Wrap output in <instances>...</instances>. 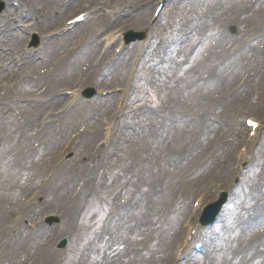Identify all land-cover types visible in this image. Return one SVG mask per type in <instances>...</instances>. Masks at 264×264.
Here are the masks:
<instances>
[{"label": "rangeland", "instance_id": "1", "mask_svg": "<svg viewBox=\"0 0 264 264\" xmlns=\"http://www.w3.org/2000/svg\"><path fill=\"white\" fill-rule=\"evenodd\" d=\"M35 4L41 5L46 11L51 10L55 6V2L50 0H33ZM57 3V15L60 17H64L68 15L65 19L72 17L73 15L81 12L75 11L73 12L72 9L76 8L78 6L77 4L67 3L71 0H55ZM86 0H82V2H85ZM109 0H98L97 7L98 9L104 11V13H108V11L113 9L112 14H108L109 16H112L116 10H114L115 6L110 7L108 6ZM118 1V0H117ZM249 0H240L237 1L235 4L236 6H240L241 3H243L239 9H234V13L236 12L238 15L242 13H248L246 8L248 7L249 10L252 11L253 14H259L261 12V9L263 8L264 3H262L261 7L256 8L252 4L248 3ZM183 6H186V4H182ZM181 4L180 2L175 7H169L164 15V18L162 20L163 23H169L165 30V37L170 34L171 32V24L170 22L177 18H185L186 14L189 15V11L185 14H179L177 9L180 8ZM173 8V12H170V9ZM44 11V10H43ZM44 11V12H46ZM226 9L224 10L225 13ZM73 12V13H72ZM71 13V14H70ZM228 13V9H227ZM256 15H252L253 19H250L249 22L245 23L243 20H237V22H233L235 26L243 29H250L249 25H252L251 28L253 29V32L251 34L256 35L260 33L261 31V25L262 21L256 20L254 18ZM151 18V11L148 10L147 7H139V14H138V22H141L143 20H149ZM226 18H218L215 21H212L209 23L208 26H206L208 29L212 27L214 23H219L220 26L226 27L228 24L226 23ZM4 20H1L0 24L3 23ZM64 24V23H63ZM89 24H92L91 27H94V31H97L98 33L96 35H91L87 30L85 25L83 27H79L75 30H73V34H76L74 38L66 39L62 41V47L60 54L63 55L65 52H67L70 49H76V52L78 53L77 56L70 61L68 64H64L61 69L60 74V87L59 90L61 92V96H63V92L65 90H71L73 88L78 87V83L81 82V80L84 77V74H87V71L91 68V65L93 63V59L95 56V46H97L98 43L101 42V39L103 35H105L107 29H104L102 31H99V26L101 25L99 22L92 21ZM90 27V28H91ZM35 31L37 33V36L39 38V45H40V36L37 31V28H35ZM199 33V32H198ZM212 32H209V35H211ZM25 36L26 32H25ZM82 37V39H81ZM27 38V42H29V38ZM212 43V40L210 39V42H207V48L210 47ZM38 45V46H39ZM264 46V43L259 44L253 48H251L246 54L243 53V58L241 59V62H237V65L233 67V61L235 60L233 58L234 53L237 50H240V46L236 49L232 50H224V48H220V50L212 55L207 56L206 52L202 50L201 48L199 50L196 49L194 46V42H191L187 47H177L175 49V53L172 54L169 58L168 64H169V76L164 77L163 79H170V75L177 74L179 77H173L176 80L175 86L181 90L183 93L184 87L188 84V82H201L202 83V89L194 92L196 93V96L198 95H210V101L206 105V113L205 116H202L200 119H198L192 128L188 131V133L185 135L184 138H182V134L180 136L178 134H173V143L177 146V153L176 155H179L182 157V167H180V172L185 173L187 177H193L195 178L198 173L208 166V176L210 178L209 181H217L221 178H226L227 176H231L232 171L230 172V169L227 168V166L231 163L229 160L230 157L225 156L223 153L224 146H225V138L230 139L229 137H226L225 134L227 132V128L231 122V110L238 107L236 105L237 103L241 101L251 100L253 98L254 104L257 106L258 111L260 115L262 116V119L264 120V56H257L256 50L261 52V48ZM26 48H28V43L25 45ZM44 49V47H42ZM69 55L65 53L62 58L68 59ZM49 58V57H48ZM72 58V56H71ZM198 59L199 61L204 60L208 64H217V67H212L205 69L204 67L197 66L195 69H190L189 64L196 61ZM178 64L177 70L172 73L174 67L176 64ZM226 66H231V70L229 72L224 71V68ZM229 68V67H228ZM165 70V69H164ZM216 71H218V74L216 75ZM143 79H152V76L150 75V72L147 71L146 73L142 74ZM205 79V80H203ZM153 80V79H152ZM163 82L157 83L153 80L152 87L146 88L145 86H142L139 84V82H136V79H134L131 82V90L128 93L127 101L130 102L132 99V102L128 105L127 113L123 115L124 121L129 119V121H132L134 118L137 121L143 120L148 118L149 121H153L154 113L151 111L146 110L147 108L150 109L149 105V97L147 94V91L155 90L157 91L162 85ZM160 85L159 87H157ZM117 86H120L123 88V83L117 84ZM187 89V88H186ZM188 90V89H187ZM134 92V95H133ZM184 94V93H183ZM135 101V102H134ZM135 103V104H134ZM172 105L175 106L178 109H185L189 108L187 105H182L178 103H174L172 101ZM234 105H236L235 108H232ZM245 112H248L249 109H245ZM115 111L114 106H109L107 108L101 109V117L100 119H107L111 114H113ZM144 111H147V115L142 116V113ZM250 114H253L255 112H248ZM65 118V116L63 117ZM189 126V124L187 125ZM97 128H101L99 125H93V127L87 125V131L86 132H80L78 137V143L77 146L82 143L83 145L88 146L91 142H94L99 137L95 133ZM145 129L143 126H139L138 129H135L132 131L131 139L132 140H142L144 138ZM194 134L193 140L188 142V138ZM135 142L134 146L137 147V144L140 143ZM229 149H232V155L234 154L236 147L232 148V146L227 145ZM150 148V145H149ZM210 148V150H208ZM145 151L146 154L149 153V149L142 145L141 152ZM256 151L257 157L260 158L261 161H264V135H261L259 137L258 142L255 144V146L252 148V152ZM202 157V165L194 169L192 166L196 165V163L192 164V161ZM132 167L130 171L126 174V179H140L143 180L144 183L141 182H134L133 181V194L130 196H127L126 198V204H128V201L130 199H134L133 201H137L141 208L146 210L147 208H152L153 212L151 213V224L152 229L149 230L144 235L143 239V245H142V253L148 257V259L144 260L143 264H154V262L158 260H169L168 255L172 254L175 250L177 240H178V232L180 231L179 227V214L181 213L180 210H178L172 217L165 219L164 217H160V214L162 213V209L167 207L166 199L164 198L161 201L154 200L153 203H150L149 198L146 196V193L144 191V186H151V190L149 192V196L155 197L154 192L159 187V183L161 180L162 175L157 176H150L147 172L148 167L152 163V161H149L147 164L138 162L137 161V155L132 156ZM3 161H8L7 157H5ZM231 166V165H230ZM102 170L94 171L93 177H95L97 174H100L102 177H104L106 174L109 173V167L110 164L108 161H104V163L101 165ZM218 167H222L225 169L224 173L219 174L218 173ZM183 169V170H182ZM172 169H169L168 171V178L167 180H170L171 176H173ZM164 175V174H163ZM34 174L30 173L29 179L31 180V184L28 187H25L24 185L19 186V191L23 192L26 191L28 188L33 189L35 187V183H37V179H33ZM202 179V178H201ZM94 182V179H92V184ZM190 181H183L179 178L178 186L184 187L187 185H190ZM124 185V184H123ZM126 186V185H125ZM206 186H200L196 192H194L191 197L185 202V205L190 204V200L198 195L201 190H204ZM50 194H52V201L58 202L62 199L61 193H56L54 195V192L52 191L51 187H48L47 189ZM168 191L170 193L172 192L171 187H168ZM241 191V189H240ZM240 191L238 193H240ZM237 193V194H238ZM249 193H253V188H250ZM248 192L243 193V196H246ZM185 196V195H184ZM212 196V193H209V198ZM258 200H260L259 204L255 203H248V201L242 205L240 204V208L242 211L239 214V220L242 219V215H244V221L245 224L242 226L241 232L238 235L237 242L234 243H224V245L221 246L219 250H217V253L214 255L213 259L210 262H205V264H264V190L259 194ZM132 201V203H133ZM83 202V201H81ZM80 202L77 203V209ZM246 211L242 208L248 207ZM58 208H61V205H57ZM54 209L56 212L57 210ZM184 210V209H183ZM79 212L77 211V214H72L70 219L73 218V220L69 224V229L74 228V219H78ZM19 215V214H18ZM20 216V215H19ZM6 233V231L4 230ZM11 231H8V239L10 238ZM7 237V236H6ZM5 237V238H6ZM4 238V239H5ZM140 239V237H137ZM4 239H1L3 241ZM138 239H134L136 241ZM4 243H0V246ZM223 244V243H222ZM8 244H6L7 247ZM75 245V243H71L69 248ZM2 250L1 252H4ZM219 252V254H218ZM56 253V252H55ZM124 256H126V260H129V264L132 259H134V254H131L129 252L123 251ZM123 259L125 257H122ZM121 260V258H120ZM118 261V263L120 262ZM82 264V263H79ZM97 264V263H94Z\"/></svg>", "mask_w": 264, "mask_h": 264}, {"label": "bare ground", "instance_id": "2", "mask_svg": "<svg viewBox=\"0 0 264 264\" xmlns=\"http://www.w3.org/2000/svg\"><path fill=\"white\" fill-rule=\"evenodd\" d=\"M137 0H128L126 3L132 5L135 4ZM240 1V0H235ZM90 6L94 4L93 0L89 1ZM120 4V2H119ZM27 6V14L23 15V12L6 10L5 19H9L10 16H15L14 21L22 22L23 19H30L34 23H42V28H44L45 20L52 19L55 14L57 7L50 11L46 16L40 15V10L35 8L34 2L32 0H26ZM225 4L222 0L218 1V7L224 8ZM131 8V7H130ZM218 10V9H217ZM225 10V9H224ZM224 10L222 12L224 14ZM222 11V9H221ZM244 16H249L245 14ZM57 20L51 21L49 28H53L57 25ZM73 28V27H72ZM219 35H221L219 33ZM58 36H54L52 47L49 48V53H53V59L49 60L51 63L50 74H46L42 64H34L32 63V59L34 58L33 53L31 52H18L15 49L22 44V41L16 43L14 37L9 39L6 36L2 41H0V120H7V124L3 127V131L10 130L14 134V146L10 153V157L14 161L15 159L22 165V168L18 170L16 174H26L29 171H32L31 160L33 158V154H31L30 143L36 142L38 146L41 144L39 139L34 135L35 125L32 122V117L30 116V110L33 109L35 103L41 106V109L35 112L34 119L37 121L44 119L47 117L55 108L48 107V104L52 102L50 98L54 95L52 89L45 88L46 79H53L56 86L59 83L60 77V59H59V43ZM10 48H15L13 53ZM20 48V47H19ZM159 48L155 47L152 50V55L155 58H158ZM21 63V67L24 69L25 73L30 74L33 73L37 76V78H32L27 76V74L22 75L20 73H16L14 70V66L8 67L7 63ZM37 69H42V72L39 73ZM20 71V70H19ZM162 71L161 68L156 67L153 72L154 78L160 75ZM227 70L226 72H229ZM156 82H160L156 78ZM15 87H22L23 94L21 96L16 95L14 93ZM58 118V115H55ZM2 124V122H0ZM21 123V124H20ZM55 126H58V122H55ZM2 138V133L0 132V139ZM57 149L52 147V151L56 152ZM0 155L6 156L3 145H0ZM53 162L52 157H46L43 160V168L41 169V174H43L46 170V167ZM10 165H7L8 170L10 171ZM56 163L52 167L55 170ZM47 173H44L41 177L46 176ZM58 183L60 181H57ZM5 186L0 184V216L4 217L6 220L12 213L16 210L14 206H8L7 201H3ZM128 213L124 210H121L116 213V218L118 219H128L130 224L138 225L141 222V217L139 215L136 218H128ZM140 228V226L138 227ZM1 231V228H0ZM183 238L186 236L183 235Z\"/></svg>", "mask_w": 264, "mask_h": 264}]
</instances>
